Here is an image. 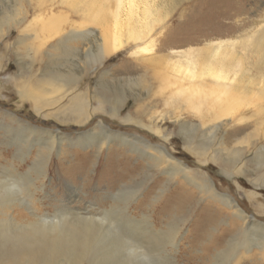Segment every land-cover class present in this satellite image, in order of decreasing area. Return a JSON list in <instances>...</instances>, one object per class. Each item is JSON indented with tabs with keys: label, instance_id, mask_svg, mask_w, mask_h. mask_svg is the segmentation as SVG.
Returning <instances> with one entry per match:
<instances>
[{
	"label": "rangeland",
	"instance_id": "rangeland-1",
	"mask_svg": "<svg viewBox=\"0 0 264 264\" xmlns=\"http://www.w3.org/2000/svg\"><path fill=\"white\" fill-rule=\"evenodd\" d=\"M53 2L58 6L56 0L47 6ZM166 2L170 14L166 26L155 33L151 55H131L135 47L129 44L77 76L83 66L80 51L52 49L56 41L45 47L39 39L19 41L37 29V23L28 22L41 12L36 10L38 0H0V172L13 164L33 180L35 205L42 215L52 217L60 209L97 212L117 205L126 223L146 227L147 218L157 230L153 264H264V248L254 241L258 225L264 226L262 115L230 112L222 116L229 119L224 127L216 133L207 131L199 125L198 112L184 104L179 111L181 99L166 100L171 91L166 80H173L172 73L151 62L176 59L177 51L202 50L210 41L235 39L236 48L248 53L245 61L253 67L252 75L264 74V42L259 48L253 45L264 25L251 31L264 18V0ZM14 7L27 13L21 25L4 21ZM58 8L50 15L74 18L58 13L66 10L65 5ZM55 73L67 76L69 82L46 84L55 90L39 94L35 81ZM27 88L55 102L36 112L32 97L22 95ZM79 94L89 116L81 123L65 118L63 112ZM26 128L43 137L48 132L58 135L52 151L37 155L31 135L27 156L16 158L13 139L27 134ZM82 134H89V139ZM94 138H106L99 151ZM192 146L205 148V153L197 154ZM158 150L169 157L162 159ZM46 155L45 174L38 176L29 168ZM178 165L184 171L171 175ZM221 197L230 198L245 218L236 216ZM126 204L131 222L124 218ZM11 212L20 223L31 219L24 207ZM172 241L176 246L170 245ZM123 250L116 246L109 259L94 257L101 252L93 250L90 258L107 264L111 258L119 259Z\"/></svg>",
	"mask_w": 264,
	"mask_h": 264
},
{
	"label": "bare ground",
	"instance_id": "bare-ground-1",
	"mask_svg": "<svg viewBox=\"0 0 264 264\" xmlns=\"http://www.w3.org/2000/svg\"><path fill=\"white\" fill-rule=\"evenodd\" d=\"M38 1L39 8L31 9L41 12L33 18V21L28 22V25L37 23V29H33L30 35L20 37L19 41L24 43L39 39L42 47L51 41H56L51 45L52 49L65 53L73 50L80 51L83 66L80 67L77 76L82 75L86 68L101 64L106 57L117 53L129 44L135 47L131 55L140 57L151 55L155 45V33L166 26L165 21L170 14V7L166 0H56L58 6H54V2L47 6V2L51 0ZM60 5H65L66 10H58L59 14H69L74 18L68 20L65 17L59 20L50 15ZM9 20H15L16 25H21L26 22L27 13L23 7H14L4 18L6 23ZM261 24L264 25V18L251 31L257 32ZM0 33H2L1 29ZM263 42L264 31H260L253 45L259 48ZM236 45L235 39L210 41L202 50L177 51L175 54L179 55L176 59L169 57L151 59L155 66L163 65L172 73L173 80L165 77L167 88H171L166 100L181 99L177 101L181 102V105H178L179 111L183 110L184 104L198 112L199 125L205 126L207 129H204L207 131L216 133L229 121L222 116L239 110L260 113L262 116L259 122L264 121V100H261L264 99V74L256 71L258 75H252L253 67L245 61L248 55L246 49H237ZM175 51L172 50V52ZM52 54L47 53V56L50 57ZM60 79L69 82L67 76L55 73L37 79L33 86L42 95L55 90L44 85H53ZM184 82L186 84H183ZM22 95L32 97V107L36 112L43 106L55 102H50L34 93L33 88L31 90L27 88ZM83 97L81 94L74 96L63 108L65 118L80 123L88 119ZM238 106L242 107L238 108ZM177 114L173 116L176 121ZM180 126L185 127V123H181ZM26 129L27 134L25 132V135L22 134L21 137L13 139L16 158L23 160L27 156L28 140L31 135H35L32 143L36 145L37 155L42 154L44 150L52 151L58 135L48 132L43 137L37 135L35 129ZM83 136L87 139L90 137L89 134H82L81 137ZM105 139L94 138L98 151L105 143ZM190 150L197 154L205 153V148L198 146H192ZM159 153L162 159L169 157L161 150ZM48 155L44 157V160L34 162L29 169L38 176H44L45 170L42 165L45 164L44 161ZM182 170L184 171V167L178 165L170 174L173 175ZM208 186V191L212 190V185ZM36 189L33 180L26 173H22L16 165L12 164L1 170V263L71 264L73 262V264H81L86 261V264H99L95 262L96 259L90 258L93 250L101 252L96 253L97 256L94 254V257L101 255L102 258L109 259L112 257L109 255L114 254V248L119 246L124 248L122 256H118L119 259L111 258L107 264H153L157 230L146 217L144 219L146 227L126 223L117 205H111L109 209H101L97 212L90 208L83 212L60 209L52 217L42 215L38 213L35 205ZM113 200L117 202L118 197H113ZM221 201L233 209L236 216L245 218L243 211L230 198L221 197ZM21 207H24L31 216V219L25 223L18 222L11 214L12 210ZM127 207L128 204L124 208L126 214L124 218L131 222L132 217L127 213ZM258 226V237L253 239L262 249L264 248V226L262 224ZM6 242H10L9 246ZM165 243L169 244L167 241ZM170 245L176 246L173 241Z\"/></svg>",
	"mask_w": 264,
	"mask_h": 264
}]
</instances>
